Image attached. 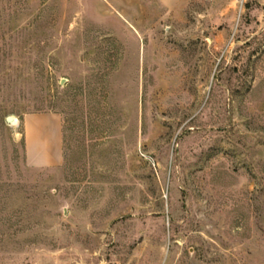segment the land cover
Listing matches in <instances>:
<instances>
[{"label":"rangeland","instance_id":"1","mask_svg":"<svg viewBox=\"0 0 264 264\" xmlns=\"http://www.w3.org/2000/svg\"><path fill=\"white\" fill-rule=\"evenodd\" d=\"M0 264H264V0H0Z\"/></svg>","mask_w":264,"mask_h":264},{"label":"crops","instance_id":"2","mask_svg":"<svg viewBox=\"0 0 264 264\" xmlns=\"http://www.w3.org/2000/svg\"><path fill=\"white\" fill-rule=\"evenodd\" d=\"M52 122L56 129V134L53 137L52 146L45 147L43 151H37L36 149V139H32L29 132V128L31 125H37L39 122ZM26 128H25V144H26V152L28 158H30L33 164L43 165V164H55L59 158V148H60V131L57 126V121L52 117H30V119L26 120Z\"/></svg>","mask_w":264,"mask_h":264},{"label":"water","instance_id":"3","mask_svg":"<svg viewBox=\"0 0 264 264\" xmlns=\"http://www.w3.org/2000/svg\"><path fill=\"white\" fill-rule=\"evenodd\" d=\"M12 120H13V119H12L11 117H7V118H6V122H7V123H12Z\"/></svg>","mask_w":264,"mask_h":264}]
</instances>
